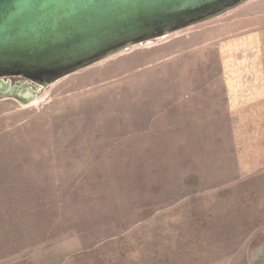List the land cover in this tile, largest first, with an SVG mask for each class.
Returning a JSON list of instances; mask_svg holds the SVG:
<instances>
[{
  "label": "rangeland",
  "instance_id": "1",
  "mask_svg": "<svg viewBox=\"0 0 264 264\" xmlns=\"http://www.w3.org/2000/svg\"><path fill=\"white\" fill-rule=\"evenodd\" d=\"M233 25L264 0L0 97V264H264V172L236 167L219 81Z\"/></svg>",
  "mask_w": 264,
  "mask_h": 264
},
{
  "label": "water",
  "instance_id": "2",
  "mask_svg": "<svg viewBox=\"0 0 264 264\" xmlns=\"http://www.w3.org/2000/svg\"><path fill=\"white\" fill-rule=\"evenodd\" d=\"M248 1L0 0V97L28 105L63 77Z\"/></svg>",
  "mask_w": 264,
  "mask_h": 264
},
{
  "label": "crops",
  "instance_id": "3",
  "mask_svg": "<svg viewBox=\"0 0 264 264\" xmlns=\"http://www.w3.org/2000/svg\"><path fill=\"white\" fill-rule=\"evenodd\" d=\"M225 33L216 43L219 81L235 164L247 176L264 172V25L234 26Z\"/></svg>",
  "mask_w": 264,
  "mask_h": 264
},
{
  "label": "flooded vegetation",
  "instance_id": "4",
  "mask_svg": "<svg viewBox=\"0 0 264 264\" xmlns=\"http://www.w3.org/2000/svg\"><path fill=\"white\" fill-rule=\"evenodd\" d=\"M12 79H14V78L9 79L11 83H12ZM3 81H7V79H4ZM23 83H25V81L23 79H20V81H18V82L14 81V84H16V85H21Z\"/></svg>",
  "mask_w": 264,
  "mask_h": 264
},
{
  "label": "bare ground",
  "instance_id": "5",
  "mask_svg": "<svg viewBox=\"0 0 264 264\" xmlns=\"http://www.w3.org/2000/svg\"><path fill=\"white\" fill-rule=\"evenodd\" d=\"M152 42L148 43V44H151ZM146 44V43H145Z\"/></svg>",
  "mask_w": 264,
  "mask_h": 264
}]
</instances>
